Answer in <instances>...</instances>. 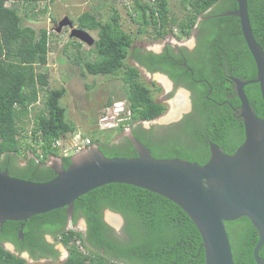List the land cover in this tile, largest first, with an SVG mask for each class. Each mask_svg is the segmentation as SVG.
Listing matches in <instances>:
<instances>
[{
	"label": "trees",
	"instance_id": "obj_1",
	"mask_svg": "<svg viewBox=\"0 0 264 264\" xmlns=\"http://www.w3.org/2000/svg\"><path fill=\"white\" fill-rule=\"evenodd\" d=\"M6 1L0 0V169L23 179L47 181L56 175L47 165L51 155H60L64 168L71 164V155H62L53 147V142L77 130L66 119L65 107L60 104L65 88L57 87L45 90L44 109L34 114L31 141H26L21 134L22 119L28 116L40 89L48 85L47 73L38 70V66L48 61L50 34L46 27L35 29L24 24V19L46 12L44 8L35 13L34 6L38 3L55 0H11L22 3L25 9L34 5L30 15L6 5ZM133 3L138 12L134 19L141 21L139 32H147L148 25H153L155 37L173 32L176 19L171 15L167 0H158L156 11L141 0H133ZM181 3L186 9L185 16L177 21L181 36L195 28L199 31L196 56L183 65L180 55L168 47L162 53H150L151 58L144 63L150 71L161 69L176 83L180 84L183 79L188 88L195 87L194 112L189 114L190 118L185 117L173 133H165L161 137L163 142L149 144L134 135L154 158L177 157L203 164L210 157L209 142L228 154L242 143L243 121L238 115L240 102L232 78L253 79L256 66L238 18L225 14L236 9V0H181ZM247 9L253 36L264 51V0H247ZM119 18L115 8L106 21H101L95 12H82L77 17V26L97 29V39L84 52L85 59L77 56L72 61L82 64L92 75L122 72L129 110L126 122L133 124L158 117L166 105L154 99L151 86L139 79V70L124 63L133 37L121 27ZM74 45L79 48L81 43ZM92 53L94 57L90 58ZM190 72L193 77L188 84L186 78L191 77ZM155 90L160 87L155 85ZM244 91L254 113L264 118L258 83L245 85ZM112 101L109 99L106 104ZM87 137L91 144L98 142L107 157L137 155L127 137L125 149L112 144L109 138L90 135L82 138ZM20 157L24 158V163H20ZM104 209L123 217L124 239L117 240L112 228L102 220ZM79 213L86 217V235L75 226L66 228L67 207L33 215L25 221L6 220L0 225V264H36L7 250L2 242L10 241L17 251L26 249L37 258L34 250L38 243L42 244L43 233L60 236L67 248L68 256L58 264H205L202 238L194 222L179 206L155 192L126 183H108L73 202V225ZM225 227L234 264H256L252 251L258 235L250 220L242 216L226 221ZM20 230L24 234L23 241L18 237ZM51 252L54 256L57 253ZM258 254L264 257V243Z\"/></svg>",
	"mask_w": 264,
	"mask_h": 264
},
{
	"label": "water",
	"instance_id": "obj_2",
	"mask_svg": "<svg viewBox=\"0 0 264 264\" xmlns=\"http://www.w3.org/2000/svg\"><path fill=\"white\" fill-rule=\"evenodd\" d=\"M236 4L235 10L225 14L238 18L256 76L232 78L244 128V139L233 153L209 142L210 157L203 164L177 157L154 158L130 134L136 156L107 157L98 144L92 145L73 153L67 168L62 161L56 166L48 163L56 175L47 181L23 179L0 169V225L60 207H67L71 214L73 202L88 191L108 183H126L162 195L190 217L202 238L205 264H234L225 222L247 217L258 235L253 258L256 264H264L258 254L264 243V118L254 113L244 91L245 85L258 83L264 102V51L252 33L247 0H236ZM63 26L70 27V35L82 42L94 43L88 31L72 27L68 17L58 22L57 31Z\"/></svg>",
	"mask_w": 264,
	"mask_h": 264
},
{
	"label": "rangeland",
	"instance_id": "obj_3",
	"mask_svg": "<svg viewBox=\"0 0 264 264\" xmlns=\"http://www.w3.org/2000/svg\"><path fill=\"white\" fill-rule=\"evenodd\" d=\"M141 1L144 4H149V0ZM152 2L157 3L158 0ZM167 4L172 13L171 15L176 19L175 24H173V32H168L162 37H155L153 25L147 26V32H139L138 27L140 26L141 21L134 19L138 16V12L134 7V3H132V0H55L51 3H45L42 1L35 6L29 5V9H25L24 5L20 2H12L11 0L6 1V5L17 7L20 12H26L27 15H30L33 6L36 7L34 9L35 13H40L41 9L46 8V12H42L43 14L41 13V16L32 14L30 18H25L24 24L32 26L35 29L46 27L50 33L48 42V61L45 65L38 66V70L47 73L48 85L40 89L37 101L30 107L28 116L22 119L21 134L24 136L25 140L31 141L30 137L33 130L34 114L44 109L43 99L45 98V90L57 87L65 88V93L60 99V104L65 107L66 119L68 122L75 125L77 130V132L75 131L76 133H79L82 137L84 135H90L94 138L112 139L116 132L122 131L121 129H108V123L103 122L102 124L100 122L101 117L108 111V113L117 115L115 109L112 108L113 102L127 104L123 80L121 78L122 72H118L117 74L92 75L83 68L82 64L75 60L73 62L72 59L77 56H81L82 59H85L86 56L84 52L93 44L88 45L75 36L70 35L71 28L68 26H63L60 31H57L58 22L61 19L68 17L71 20L72 27L77 28V17L82 12H95L101 21H106L110 18L112 9L115 8L120 16L119 21L121 27L133 37V45L161 48L166 42L178 44L187 43L191 39V32L186 36H181L179 25L177 23V21L185 16L186 9L183 8L181 0H167ZM149 5L151 8V4ZM151 10L153 9L151 8ZM83 29L88 31L94 40L97 39V29ZM177 35H180V38H177ZM79 42L81 43V46L78 48L74 43ZM129 56L130 55L127 56L124 63L126 65L135 66V63ZM93 57L94 54L92 53L90 58ZM139 75L141 81L149 86H153H151V88L153 89L152 95L154 98L166 105V110L154 120V122H161L160 120L169 114L171 110H174L172 100L167 99V101H165L163 97L166 89V78L163 75H160L164 82L160 79L163 84L160 83V80H158L156 84L160 86L162 90H155V85L152 84V81H154L153 76L151 78L150 75L142 69L139 70ZM158 75L159 73H154V76ZM179 90L180 88L178 91ZM109 99L113 100L111 106L106 104ZM179 104H182L181 101L176 100V107ZM125 111L126 110L124 109L117 112L123 114ZM70 134H67L64 138V144L67 148L70 144L69 140H72V134L74 133ZM32 144L34 145L35 141H32ZM20 159L22 162L24 161L23 157H20ZM54 160L55 157L51 155L47 162L52 164ZM107 215L115 217L116 222H120L118 216L115 214L106 212V218ZM47 237L51 240L50 236ZM6 247L10 248V245L6 244ZM57 247L63 252V254L66 253L61 243H57ZM63 260L65 259L50 264H58Z\"/></svg>",
	"mask_w": 264,
	"mask_h": 264
},
{
	"label": "flooded vegetation",
	"instance_id": "obj_4",
	"mask_svg": "<svg viewBox=\"0 0 264 264\" xmlns=\"http://www.w3.org/2000/svg\"><path fill=\"white\" fill-rule=\"evenodd\" d=\"M190 32H191V39L187 43L178 44V43L166 42L161 46V48L160 47L159 48H150V47H147L144 45H133V44H131L129 57L135 63V66L134 65H131V66L136 67L138 70H141V69L145 70L150 75L151 78L153 76L154 81H152V83H154L156 86H158L156 84V82L158 80L162 79V77L160 75H163L166 78V79L164 78L165 84H166L165 85L166 89L164 88L165 89V93L163 96L164 100L167 101V99H171L173 102V109H176V110H173V111L171 110L169 114H167L162 120H160L161 122H159V121L154 122V120L157 118L156 117V118L151 119V120H145L142 122H135L133 124L130 123V125L124 126L125 129L121 128V126H118L117 128L116 127L110 128V129H115V130H117V129L122 130V131L116 132L115 136L112 139L109 138V140L112 144H115L116 146H118L122 149H125V147L127 146L126 145V137L131 141L130 136H129L130 134L133 137H135L136 140H138L136 138V135H134L135 133L139 137H142V139L144 141L148 142L149 144H151L153 142H163L162 140H164V139H162L161 137L165 133L166 134L167 133H173V129L177 128V125L180 127L181 123L185 121L184 120L185 117L190 118V116H192L189 114L194 112L193 106H194V97L197 94L196 88L195 87L188 88L186 86V84H183V82H186V80L183 81V79H180V81H179L180 84L176 83L172 78H170L169 74L165 73L161 69H154V70L150 71V70H148L147 66L144 63L145 61H147L148 59L151 58L150 53L159 54V53H162L163 51L170 48V50L172 52L178 53L180 55L181 59H183L182 64L185 65L186 62L189 61L190 58H193L194 56H196L195 50L198 46L197 35L199 34V31L195 28V29H192ZM152 64L154 65L155 62ZM188 69H190V68L188 67ZM154 73H159V75L154 76ZM190 76L191 77L186 78V79H188L187 80L188 84L190 82H192L191 79H192L193 75L191 72H190ZM162 81H163V79H162ZM160 83H162L161 80H160ZM158 87H160V86H158ZM179 88H180V90L178 91ZM160 90H162L161 87H160ZM155 100L157 102H161V101H158L157 99H155ZM176 100H180L182 104H179L176 107V105H175ZM183 102H184V104H183ZM161 103H163V102H161ZM173 112H175V114H172ZM238 115H239V112H238ZM138 141L140 143H142L140 140H138ZM97 144H98L97 142H94V143L88 145V147L92 146V145H97ZM132 145H133V143H132ZM85 148H87V147H85ZM85 148H82V149H85ZM54 157H55V160L53 161L52 164H54L56 166L59 162L61 163L62 159H61L60 155H54ZM20 163H24V161L20 162ZM48 163L49 162H47V164ZM72 211H73V206H72ZM106 212H110V213L115 214L116 216H118V218L119 217L121 218V221L119 223L116 222L115 217L111 218V215H110L111 219L108 217L109 215L106 218ZM67 213H68V220H67V223L65 225L66 228H70V227L75 226V228L77 230L81 231L83 234L86 235L87 230H88L86 217L79 213L80 215H78L76 223H75V225H73L72 212L70 214L67 210ZM101 218L108 227L112 228L113 234H115L116 237H118L117 240H122L125 238V235L123 232L124 220H123V217L119 213L112 211L110 209H104L102 214H101ZM22 227H23V225L21 224V229H22ZM47 236H50L51 240L48 239ZM18 237L21 241H23L24 234L21 230L18 232ZM60 239H61L60 236L54 235L52 233H43L42 234V240H43L42 244L38 243L36 246V249L34 250V254L37 255V258L33 257L29 253V251L26 249L21 250V251H17L15 244L10 242V241H3L2 243H3L4 247L9 251H14V252L18 253L19 255L25 254L23 257L30 262H34L36 264H38V262H39V264H50V263H57L61 259H65L68 256L67 248L63 245V243L61 242ZM57 243H61V245L65 249L66 253L63 254V252H61L59 250V248L57 247ZM6 244L10 245L11 249L7 248ZM51 249H53L54 251L57 252V253H55V256H54V254H52L51 251H53V250H51ZM42 252L47 253L49 255L48 256L46 255L44 257V255L41 254ZM120 264H125V263L121 262Z\"/></svg>",
	"mask_w": 264,
	"mask_h": 264
},
{
	"label": "built area",
	"instance_id": "obj_5",
	"mask_svg": "<svg viewBox=\"0 0 264 264\" xmlns=\"http://www.w3.org/2000/svg\"><path fill=\"white\" fill-rule=\"evenodd\" d=\"M130 1V0H129ZM156 0H149V4H151V8L154 9L155 11L158 10V6L156 2H152ZM133 3V0H132ZM156 13V12H155ZM113 106L112 108L115 109V112L117 115H114L113 113H104V115L101 117L100 122L103 124V122L108 123L109 127L108 129L112 127H118L121 126V128L125 129V125H130V123H127L126 120L128 119L129 116V110H128V105L123 104V103H112ZM112 104H109L108 106H111ZM126 110L123 114H120L119 110ZM71 136V134H70ZM66 137V136H65ZM64 138L57 139L53 142V147H56L60 150L62 155H72L73 153L80 151L82 148L88 147V145L91 144V139L89 137L87 138H82V136L79 133H74L72 134V140H69V146L68 148L64 144ZM72 142V143H71ZM76 229V228H75Z\"/></svg>",
	"mask_w": 264,
	"mask_h": 264
},
{
	"label": "bare ground",
	"instance_id": "obj_6",
	"mask_svg": "<svg viewBox=\"0 0 264 264\" xmlns=\"http://www.w3.org/2000/svg\"><path fill=\"white\" fill-rule=\"evenodd\" d=\"M177 109H178V108H177ZM174 110H176V109H174ZM176 113H177V112H176ZM172 114H175V112H173ZM107 216H108V215H107ZM108 217L110 218V215H109ZM111 218H112V217H111ZM111 218H110V219H111Z\"/></svg>",
	"mask_w": 264,
	"mask_h": 264
}]
</instances>
